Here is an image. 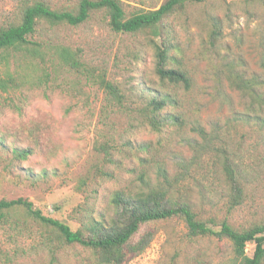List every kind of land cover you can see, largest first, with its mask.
<instances>
[{
  "label": "rangeland",
  "instance_id": "obj_1",
  "mask_svg": "<svg viewBox=\"0 0 264 264\" xmlns=\"http://www.w3.org/2000/svg\"><path fill=\"white\" fill-rule=\"evenodd\" d=\"M48 1L58 9L77 2ZM121 1L131 15L165 0ZM19 3L0 0V25L17 17ZM172 25V54L178 62L171 65L185 66L193 78L190 89L164 85L146 34L116 32L101 13L77 26L39 24L31 38L81 49V58L98 72L105 70L122 97L110 102L105 89L59 64L53 51L34 60L48 68L49 77L33 60L13 53L10 68L23 75L22 84L0 90V130L23 117L51 116L59 151L18 158L13 148L26 142L10 138L0 143V200L28 199L45 215L76 229L88 217H117L116 192L133 196L149 186H165L173 197L191 202L203 219H228L237 227L264 219V0H202L176 14ZM216 26L221 31L215 38ZM5 68L0 57L2 75ZM236 75L256 78V91L236 87ZM166 92L176 101L162 110L164 120L156 129L146 121L145 110ZM100 133L115 146L108 164L94 149ZM223 151L249 179L247 202L236 208L228 202ZM153 229L150 246L124 264H233L228 240L190 238L178 218L157 222ZM254 250L255 244L248 243L247 253ZM0 264L103 263L80 246L62 243L50 228L17 208L0 222Z\"/></svg>",
  "mask_w": 264,
  "mask_h": 264
},
{
  "label": "trees",
  "instance_id": "obj_2",
  "mask_svg": "<svg viewBox=\"0 0 264 264\" xmlns=\"http://www.w3.org/2000/svg\"><path fill=\"white\" fill-rule=\"evenodd\" d=\"M201 1L165 0L157 8L139 9L128 15L121 0H77L74 6L59 9L53 8L48 0H20L17 17L0 25V57L6 63L4 75L0 73V90L8 92L22 84L20 79L23 75H16L10 68V57L13 53L25 56L28 61L33 60V65L39 72L49 77L48 68L37 65L34 60L43 59L46 51L50 50L56 54L59 64L96 81L111 96L110 102L121 99L120 87L107 78L105 70L98 72L95 67L85 62L81 58V49L74 50L61 44L46 45L31 38L39 24L77 26L85 23L94 13H101L116 32H144L155 50V71L160 81L173 88L190 89L193 78L185 66L171 65L176 60L172 54L176 49L172 18L189 5ZM220 31V27L216 26L213 36L218 37ZM232 82L239 89L250 91L251 94L256 91L258 84L256 78L246 79L239 75ZM172 101H176V98L169 92L161 97H154L146 107V121L159 129L164 120L162 110ZM56 129V120L51 116L23 117L18 123L0 130V143L4 145L10 138L26 142L13 148V153L18 158H27L35 152L52 156L59 151ZM114 147L104 134L97 135L94 149L103 155L105 164L113 161ZM223 152L222 171L229 186L228 202L230 208H236L247 202L249 179L232 155ZM164 175L168 178L167 172L164 171ZM112 200L121 208L117 217L109 220L88 217L81 220V225L74 229L64 221L45 215L41 208L28 199L4 198L0 200V222L7 219L13 210L22 208L40 224L50 228L62 243L80 246L92 252L100 263L124 264L150 246L155 236L154 224L178 218L184 222L190 238L214 236L228 240L233 248V264H264V219L242 227L233 225L228 219H203L194 210L191 202L173 197L165 186H149L147 190L133 196L116 192ZM250 242L255 244L253 255L247 253Z\"/></svg>",
  "mask_w": 264,
  "mask_h": 264
}]
</instances>
